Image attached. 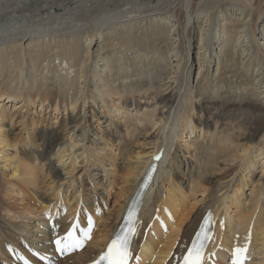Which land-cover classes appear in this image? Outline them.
<instances>
[{"label": "bare ground", "instance_id": "1", "mask_svg": "<svg viewBox=\"0 0 264 264\" xmlns=\"http://www.w3.org/2000/svg\"><path fill=\"white\" fill-rule=\"evenodd\" d=\"M0 88V125L17 98L66 111L53 125L33 122L19 142L7 129L0 133V197L16 188L42 205L24 202L29 196L20 192L19 205L0 201V264H106L153 161L124 264H185L194 244L199 264H237L239 249V264H264V0H0ZM95 105L110 123L116 116L140 131L160 125L159 145L141 157L126 154V164H117L121 150L107 140L92 151L80 124L98 117ZM78 127L82 134L73 133ZM179 140L193 156L206 149L184 174L186 188L170 154ZM243 140L250 146L240 152ZM104 149L98 167L107 176L106 197L119 182L110 210L73 196L76 160L86 165ZM65 156L71 162L60 173L55 159ZM228 159L234 163L224 164ZM44 170L48 190L38 188ZM63 201H82V212L71 215ZM56 207L63 214L57 223ZM45 209L42 233L35 224L30 237L15 234L29 229L22 221L29 213ZM3 213L21 222L3 221Z\"/></svg>", "mask_w": 264, "mask_h": 264}, {"label": "rangeland", "instance_id": "2", "mask_svg": "<svg viewBox=\"0 0 264 264\" xmlns=\"http://www.w3.org/2000/svg\"><path fill=\"white\" fill-rule=\"evenodd\" d=\"M262 4H263V2H262ZM261 17H262V15H260L259 19L257 20L256 26L258 25V22L261 20ZM260 23H262V21L259 22V24ZM195 37H197L196 34H195ZM33 94L35 95L34 100L37 101L40 99L41 95H39L37 92L34 91ZM22 101H23V99H20V98H17L14 100V102L18 103V104L14 105V107L11 106L10 109L5 111V113H8V117L3 121L4 124L0 125V128H2V126L4 127L3 129H0V133H4L5 129H7L8 134H9V136H11L12 141L16 138V142H19L18 140H20L21 138H23L26 135L27 129L33 128V125H32L33 122L38 127L43 126L47 123L53 125V124H55V121L57 119H61L62 115L65 114V112H66L63 110L59 113V115L56 111H53L52 113L46 112L48 107H49L48 109H50V106H48L47 102L44 103L43 108L41 110H39L40 107L36 106V104H35V106H32V104H30V103H26L25 105H22V103H19ZM9 104H11V103L6 104V106H5L6 109L9 107ZM12 105H13V103H12ZM59 107H61V109H62L64 106H62V104H60ZM82 109L85 111L88 110L87 108H82ZM96 113L98 114L99 118L98 117L97 118L96 117L90 118L89 120H86L84 123L82 121L80 124L81 127L86 126L87 130H89L88 131V134H89L88 137H89V139H92L91 142L89 141L86 144H88V145L90 144L88 146V148L91 149L92 151H96V149L99 147L103 148L102 143L106 140L109 142V144L111 143V144L115 145L116 148L121 150V152H120L121 158L118 160L117 164H120V163L126 164L125 163L126 161L123 158V157H125L126 154L130 155L133 158L134 157H141L147 153H150L153 150V147L159 145L160 140L157 139L156 135L158 133V130H159L158 127L160 125L152 126V123H150L149 127L147 129H145V130L143 129L142 131H140L141 127H139V129H133L132 128L133 127L132 122H129V124L128 123L126 124L123 120L117 119L116 116L112 117L113 121H112V123H110L109 113H106V111H102V109L100 108L99 105H95V114ZM194 114H197L196 108L194 109ZM194 119H195V117L193 115L192 123H194ZM9 125H11V129L9 128ZM70 125H72V124H69L68 127ZM81 127L75 128L73 133L74 134H82ZM212 130H213V127H212ZM263 131H264V128H263L262 132ZM65 132H66V129H65V131L63 129L61 131V135L62 136L65 135ZM71 134H72V131H71L70 135ZM92 134H93V137L91 136ZM199 134L200 133L197 132L196 136H198ZM217 136H219V134ZM230 136L232 139H236L235 138L236 134H234V135L230 134ZM84 142H86V140ZM178 144L182 145L183 143L180 140L178 143L174 141L173 147L170 149V154L175 152V163L180 166V171L182 172V173H180L181 176L179 175V178L181 177L180 178L181 184L184 186V188H186L188 181L186 179V175H184V174L187 173L189 168H191V169L196 168L197 164L194 163L195 161H193L195 159V157H197L199 159L205 158L204 155H205L206 149H202V151L200 152L201 154H199V157H198L196 155L193 156L194 151H190L189 153H186V150L183 147H181L182 149L180 150V148L178 147ZM260 144L261 143L259 142V146H260ZM22 146H23V144H22ZM246 146L249 147L250 143L247 140H243V144H242L241 148L239 147L240 152H241L242 147H246ZM176 147H177V149H175ZM72 150H74V149H72ZM119 150H117V151H119ZM105 151L106 150L104 149L103 151H99V152L95 153V155H91V157H90L91 159H90V161H88L86 163V165H84L83 162L79 161L80 158H78L76 160V164H75L76 169L72 173V178L74 179V188L76 187V190L73 189V196L78 195L81 199L82 198L83 199H89L90 198V199H92L91 202H94L95 205H98V203H100V202L103 204H104V202H106V209L110 210L113 206V199L115 197L114 193H115V191L118 190L119 182L115 183L108 190L109 193L106 197L105 193H103V191H102V188H105L106 185L108 184V182L104 181L105 177H107V176H105L106 174L104 172L100 171L101 169L98 167V164H99L98 161L99 160L103 159V161L105 162L104 158L107 157V154L105 153ZM17 152L20 153L18 150H17ZM212 152H214V150ZM33 154H37V153L33 152ZM59 154L61 155V153H59ZM214 155L216 156L217 161L218 160L220 161L218 154H217V151L214 152ZM260 156H262V155H260ZM58 161H59V157L57 159H55V165L57 167H60L58 169L59 172L60 173L65 172L67 170L68 165L70 164L71 160L69 158L66 159V156H65L63 158V160L60 161V163ZM260 162H261V160H259V163H258L259 167H261ZM92 163H94V164H92ZM233 163H234V160H232V159H228L224 162V164H227V165H232ZM263 166H264V164H263ZM256 169H258V170L254 171L253 179H256L260 173L259 172L260 168H256ZM46 173H47L46 170L39 171L37 173L38 178L41 179V181H42V183L40 184V187H38V188L47 189V186L45 183V180L47 178ZM8 177L9 176H7V178ZM215 179H217V178L215 177ZM3 180H6V177L3 179L0 178V185L4 184ZM157 181H158V179H157ZM67 187H68V182H67ZM8 188L10 190V191H8V194H4L0 197V201L2 202V204L4 206L19 205L20 201H21L20 199L22 198L21 195L23 197H24V195H28L29 198H24V199L22 198L24 200V202H27L36 208L42 207V205L38 202L37 198L33 194L28 193V192H23V191H20L18 189V192H20V194H21V195L20 194L18 195L16 188L13 190H11L10 187H8ZM196 195H197L196 200L201 198L200 193H197ZM94 198H95V200H94ZM106 199H107V201H106ZM63 202L66 203L68 210L70 209L69 212L72 211L71 215L72 214L76 215L77 213L82 212V207H83V205L81 204L82 201L75 202V203H71V201L70 202L69 201H63ZM70 204H72V206H70ZM55 211H56V213L54 215V220L57 223V222H59V220H61V218L63 217L62 216L63 214H60L58 207H56ZM46 212H47V210L45 209L44 212L41 210H38V212L36 211L34 213H29L30 217H28V220L25 218L22 220L23 222H27V228H29V229H27L26 232L25 231H15V234H17V236H21L22 234H26L25 235L26 237H30L29 235L34 234V232H35L33 230H36L35 224L38 225L39 231L42 233L41 230H43V229H41V227H42L41 223L43 221L47 220L46 219ZM10 214L12 215V213H10ZM34 214H36V217L32 218V216ZM2 217H3V221H5V222L9 221L8 223H11V224L21 222V219L19 217L12 218L13 216L11 217L7 213H3ZM83 220H84V224L87 225L86 218H83ZM75 221L76 220H74V222ZM47 222H48V220H47ZM56 223L54 226H57ZM65 223L71 224L70 221H66ZM97 227H96V229H97ZM84 228H85V226H84ZM49 230H51V229L49 228ZM79 231L85 232V230H79ZM76 233H77L78 239L82 243L81 248H85L86 246L84 244V241H86L87 239H82L81 235L77 231H76ZM62 234L63 233H61V235ZM66 237H67V235H66ZM31 244L34 245V242H32ZM80 250H78L77 252H79ZM251 256H254L255 261H256V257H258L256 255V253L252 254Z\"/></svg>", "mask_w": 264, "mask_h": 264}, {"label": "snow or ice", "instance_id": "3", "mask_svg": "<svg viewBox=\"0 0 264 264\" xmlns=\"http://www.w3.org/2000/svg\"><path fill=\"white\" fill-rule=\"evenodd\" d=\"M131 231V230H129ZM60 243L59 241L57 242ZM128 245V237L127 235L120 236L118 235L116 239H114L111 245L108 248V254L103 257V259H107L110 261V264H124V261L127 256L126 248ZM243 251L242 249L237 250V264H239V253ZM185 264H199L200 261V253L196 248L195 244L193 245V249L189 252L188 256L185 258Z\"/></svg>", "mask_w": 264, "mask_h": 264}]
</instances>
